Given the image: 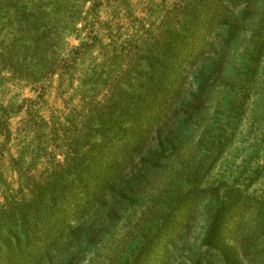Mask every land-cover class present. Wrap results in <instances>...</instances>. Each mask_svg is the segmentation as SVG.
Returning <instances> with one entry per match:
<instances>
[{"label":"rangeland","instance_id":"1","mask_svg":"<svg viewBox=\"0 0 264 264\" xmlns=\"http://www.w3.org/2000/svg\"><path fill=\"white\" fill-rule=\"evenodd\" d=\"M0 9V105H23L10 116L6 154L31 136L22 129L26 99L47 118L83 120L91 92L79 78L101 62V42L115 71L153 74L138 68L136 47L156 56L158 45L163 61L162 88L108 151L121 161L126 148L136 156L120 171L130 182L82 219L67 216L73 242L45 264H264V0H1ZM28 40L36 59L13 70L9 58ZM85 42L93 43L74 70L63 71ZM3 161L4 177L18 187ZM3 190L0 183V201Z\"/></svg>","mask_w":264,"mask_h":264},{"label":"trees","instance_id":"2","mask_svg":"<svg viewBox=\"0 0 264 264\" xmlns=\"http://www.w3.org/2000/svg\"><path fill=\"white\" fill-rule=\"evenodd\" d=\"M19 2L22 3V0ZM7 6L15 5L6 3L2 8ZM23 15L19 20L22 24L25 23ZM213 16H210L205 28L208 42L215 37L216 22ZM98 39L95 35L91 41L96 43ZM28 41L29 44L16 48L22 49L21 53L10 56L13 70L24 66L25 57L36 59L34 54L37 48L31 44V40ZM92 43L85 42L77 47L73 57L61 69L67 73L74 70L76 56L87 51ZM154 47L156 56L150 48L136 47L137 54L142 53L138 68L145 69L148 66L153 74L139 72L133 75L127 69H113V58L107 56V45L101 42V62L94 63L79 78L82 84L90 85L91 92V101L87 102L88 112L83 114V120L75 122L68 113L47 118L33 105L34 100L26 99L25 102H31L27 105L28 120L22 129L31 136L15 153L6 154L5 151L13 134L9 119L23 105L18 108L0 105V138L4 139L0 143V183L4 188L0 201V264H45L52 261L56 257V250L73 242L75 226L67 216L72 217V221L80 220L103 205L108 195L122 194L123 181L130 180H126L120 171L130 165V160L134 161L132 158L136 156L126 148L121 161L120 156L114 157L108 151L113 142L119 141L126 132L135 130V119L130 122L127 118L136 115L137 109L142 107L140 103L150 102L148 96H151L154 87L162 88L163 61L159 46ZM200 47L205 45L201 43ZM200 47L193 56L194 60L202 54L203 49ZM169 57H173V54ZM126 64L127 68L132 65L130 62ZM141 73L146 76H141ZM99 90L106 91L101 98L98 96ZM138 91L150 93L144 96ZM146 119L148 116H145ZM34 143L36 148L28 152ZM58 156H62V159H58ZM5 158H9L12 170L18 175V187L11 186L4 177L2 166ZM133 167L136 168V165ZM261 205L264 206V202ZM249 207L252 206L249 204Z\"/></svg>","mask_w":264,"mask_h":264}]
</instances>
